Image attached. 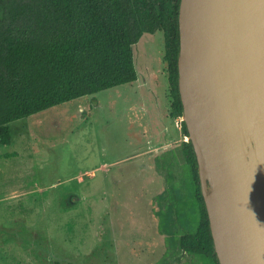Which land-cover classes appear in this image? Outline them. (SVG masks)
Wrapping results in <instances>:
<instances>
[{
  "label": "rangeland",
  "instance_id": "rangeland-1",
  "mask_svg": "<svg viewBox=\"0 0 264 264\" xmlns=\"http://www.w3.org/2000/svg\"><path fill=\"white\" fill-rule=\"evenodd\" d=\"M132 50L134 81L9 123L0 264H205L179 246L198 208L186 224L187 137L171 115L163 32Z\"/></svg>",
  "mask_w": 264,
  "mask_h": 264
},
{
  "label": "water",
  "instance_id": "water-1",
  "mask_svg": "<svg viewBox=\"0 0 264 264\" xmlns=\"http://www.w3.org/2000/svg\"><path fill=\"white\" fill-rule=\"evenodd\" d=\"M178 24L182 119L218 262L264 264V0H180Z\"/></svg>",
  "mask_w": 264,
  "mask_h": 264
},
{
  "label": "trees",
  "instance_id": "trees-1",
  "mask_svg": "<svg viewBox=\"0 0 264 264\" xmlns=\"http://www.w3.org/2000/svg\"><path fill=\"white\" fill-rule=\"evenodd\" d=\"M179 6L180 0H0V143H11L15 119L134 81L132 45L144 32H163L171 115L182 116ZM181 129L187 137L183 119ZM180 146L190 186L185 223L193 200L198 219L179 246L205 264H219L190 138Z\"/></svg>",
  "mask_w": 264,
  "mask_h": 264
},
{
  "label": "built area",
  "instance_id": "built-area-1",
  "mask_svg": "<svg viewBox=\"0 0 264 264\" xmlns=\"http://www.w3.org/2000/svg\"><path fill=\"white\" fill-rule=\"evenodd\" d=\"M179 117H181V116H179ZM182 120V118L180 119V121Z\"/></svg>",
  "mask_w": 264,
  "mask_h": 264
}]
</instances>
